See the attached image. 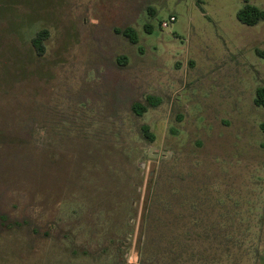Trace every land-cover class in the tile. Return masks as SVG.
<instances>
[{
	"label": "rangeland",
	"instance_id": "1",
	"mask_svg": "<svg viewBox=\"0 0 264 264\" xmlns=\"http://www.w3.org/2000/svg\"><path fill=\"white\" fill-rule=\"evenodd\" d=\"M244 1L0 0L8 264H253L250 248L264 246V108L254 104L264 20L239 22ZM127 26L137 43L115 30ZM41 28L37 56L29 40ZM147 95L159 101L138 116L131 105ZM192 230L201 240L182 239Z\"/></svg>",
	"mask_w": 264,
	"mask_h": 264
},
{
	"label": "trees",
	"instance_id": "2",
	"mask_svg": "<svg viewBox=\"0 0 264 264\" xmlns=\"http://www.w3.org/2000/svg\"><path fill=\"white\" fill-rule=\"evenodd\" d=\"M236 17L238 19L239 22H241L242 24H245L247 26H255L256 24H258L259 22L264 20V9H261L251 3H249L247 0L244 1V4L242 5V7L237 11L236 13ZM146 27V26H145ZM146 29L148 30V32L150 31L151 27L147 26ZM116 32L121 33L122 35H124L125 37L128 38V40L132 43L135 44L137 43V35L135 30L130 27L127 26L121 30L115 29ZM48 30L46 28H41L38 31L35 32V34L30 38L29 43L32 46L34 53L37 56H42L45 52V43L44 41L48 38ZM256 52L259 55H264L263 51H259L256 50ZM118 62L120 64H123L126 62V59L124 56H121L118 58ZM159 99L152 96V95H147L145 98V103H139V102H134L131 105V109L132 111L140 116L142 115L147 109L148 107H154L155 105H157ZM254 104H256L257 106H261L264 108V86H258L255 90V97H254ZM260 127L264 130V123L260 124ZM28 128V127H25ZM31 129H35V132H37L38 134L42 132V128L39 125H36ZM140 130L142 132V135L148 139L149 141H152L154 139V135L149 131V127L147 125H141ZM1 135V134H0ZM152 208V207H151ZM198 217L197 216H192L190 217L189 221L196 225L198 221ZM143 220L144 223L146 224V229L147 230H151L152 229V218L149 216V214H144L143 215ZM8 219L7 216L3 213H0V226H4L5 224H8ZM12 222H14V224H20L25 222L24 218L21 219L20 222H17L16 220H13ZM10 223V222H9ZM27 223V222H26ZM164 224V223H161ZM257 232V231H256ZM167 235V234H166ZM183 238L187 239V237H191L194 239V237L197 238V240H201V237L198 233L194 232L192 230V232H184L182 233V235H180ZM175 238V237H174ZM184 239V240H185ZM170 242H172V239L170 240ZM180 244H182V242H180ZM252 251V257H253V264H264V246H261L260 249L258 248V243L255 245V247L253 249L250 248V252ZM167 252V251H165ZM170 253H172L171 249L169 251ZM142 256V255H141ZM170 260V259H169ZM133 263H127L126 262H122L121 264H175L176 260H166V259H157L152 255H144L141 257V259H139V256L133 258ZM208 264H213V262H210Z\"/></svg>",
	"mask_w": 264,
	"mask_h": 264
},
{
	"label": "crops",
	"instance_id": "3",
	"mask_svg": "<svg viewBox=\"0 0 264 264\" xmlns=\"http://www.w3.org/2000/svg\"><path fill=\"white\" fill-rule=\"evenodd\" d=\"M17 231H20L19 229L17 230ZM28 245H30V244H28ZM30 252V251H29ZM17 255H15L13 258H19V257H21V256H17ZM29 256V255H28ZM6 253L4 254V255H0V264H2V261H6L7 262V264L10 262L9 260H11L12 259V257L11 258H7L6 259ZM20 259V258H19ZM19 259H17V260H19ZM13 260V259H12ZM20 260H22L23 261V263L24 264H35L33 261V258L32 259H29V257H27V256H24L23 257V259H20ZM41 264V263H40Z\"/></svg>",
	"mask_w": 264,
	"mask_h": 264
},
{
	"label": "built area",
	"instance_id": "4",
	"mask_svg": "<svg viewBox=\"0 0 264 264\" xmlns=\"http://www.w3.org/2000/svg\"><path fill=\"white\" fill-rule=\"evenodd\" d=\"M169 20H170V21L174 20V17L171 16ZM162 26H166V23L162 22Z\"/></svg>",
	"mask_w": 264,
	"mask_h": 264
}]
</instances>
